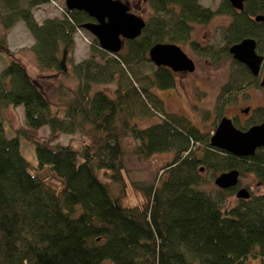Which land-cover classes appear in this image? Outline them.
<instances>
[{"label":"trees","instance_id":"obj_1","mask_svg":"<svg viewBox=\"0 0 264 264\" xmlns=\"http://www.w3.org/2000/svg\"><path fill=\"white\" fill-rule=\"evenodd\" d=\"M47 1L0 0V53H9L7 30L22 21L33 37L30 48L37 63L65 74L73 34L89 16L65 7L61 17L38 23L32 10ZM149 2L154 10L182 6V20H188L195 4ZM160 28L124 40L114 54L94 40L91 56L71 67L78 84L64 99L56 74L44 75V81H55L57 109L18 60L9 58L0 69V264H244L248 256L264 262V194L254 195L246 186L248 198L226 205L233 188L211 193L200 187L205 181L201 171L215 176L230 169L251 173L264 186V147L237 157L211 146L208 136L182 114L164 112L147 126L135 118L141 94L149 98L155 96L153 88L174 85L165 67L137 72L151 63L147 50L160 40ZM113 81L114 96L94 88ZM160 103L154 105L163 111ZM8 106L23 109V125L11 135L1 114ZM44 126L49 135L41 139L38 130ZM59 133H78L87 142L79 148L70 142L53 144ZM127 136L137 141L132 149L137 156L173 154L157 183L134 185L145 197L144 205L123 203L122 140ZM21 139L33 145L35 164L22 154ZM97 170L120 184L118 194Z\"/></svg>","mask_w":264,"mask_h":264},{"label":"rangeland","instance_id":"obj_2","mask_svg":"<svg viewBox=\"0 0 264 264\" xmlns=\"http://www.w3.org/2000/svg\"><path fill=\"white\" fill-rule=\"evenodd\" d=\"M204 4L216 5L219 0H202ZM131 6V10L140 16L151 15V4L141 3L138 0L128 1ZM148 8V9H147ZM33 15L38 23H41L46 18L61 17L65 12L64 0H48L46 3L40 4L34 7ZM150 17V16H149ZM1 30V27H0ZM7 43L9 47V53H0V69L5 65L7 59L13 58L18 60L25 68L26 72L34 79V81L41 87L46 96L50 99L52 107L54 109L59 108V94L55 88V81H44L42 77L44 75L56 74L64 87L65 93L71 94L70 90L77 87L78 80L72 75L71 67L80 61H83L91 56V49L93 42L96 38L86 29L82 27H76L73 34V46L71 50L66 52L63 67L67 73L57 72L52 69H46L41 67L31 51V45L33 44V37L28 32L22 21L16 22L10 29L7 30ZM97 41V40H96ZM98 44V43H97ZM123 47V44H122ZM122 47L120 50H122ZM98 62L99 58L95 57ZM101 62V61H100ZM199 63V62H198ZM207 65L204 62L198 64V69L201 70L200 74L208 73L211 75V80L217 81V86L207 87L206 92L191 88L189 84V78L180 76L177 77L176 88L169 90H159L153 88L151 91L155 94L149 95L148 98L145 94H141L138 104L135 109V118L140 126H147L156 122L165 113L171 112L182 114L187 116L193 124H196L201 131L209 132L214 123L219 118L218 113L229 114L233 107L237 104L234 100H229L234 106L225 107L220 109L222 101L225 100L226 94L220 92L219 87L224 82L227 72L229 70V62L219 61H207ZM155 67L154 64L148 63L144 68L138 70V74L149 73L151 69ZM143 83H148V79L145 78ZM117 81L110 82L108 84H98L94 88H100L106 90L111 96H114V90L116 88ZM185 85V86H184ZM203 88V87H202ZM186 94V95H185ZM254 95L257 99H262V91L256 90ZM160 101V107H163L162 111L156 104ZM1 114L4 117L5 125L7 127V135H11L14 128L23 125V109L21 106L11 107L8 106L1 110ZM221 115V114H220ZM48 128L46 126L38 130V136L43 139L48 137ZM209 137V136H208ZM52 143H67L70 142L76 147H81L87 142V139L81 134L74 133L72 135L59 133L53 139ZM137 143L132 137L127 136L122 140L124 146V181L126 183L125 195L123 197V203L125 205H144L145 197L141 191L137 190L135 186H144L151 183H157L162 171L167 168L173 154L171 151L155 152L149 156H137L132 152L133 146ZM20 149L24 157L32 164L36 163V157L34 153V147L31 143L24 140H20ZM202 170V169H201ZM204 175L205 181L200 185L204 190L215 193L218 187L214 184V176L210 171H201ZM99 178L107 183L113 194L119 193L120 184L109 180L103 174L102 170H97ZM238 185L240 187L248 186L251 193L254 195L264 194V186L257 179V177L251 173H244L239 176ZM235 192L226 195L224 203L230 205L236 201ZM244 264H264L260 257L248 256L244 260Z\"/></svg>","mask_w":264,"mask_h":264},{"label":"flooded vegetation","instance_id":"obj_3","mask_svg":"<svg viewBox=\"0 0 264 264\" xmlns=\"http://www.w3.org/2000/svg\"><path fill=\"white\" fill-rule=\"evenodd\" d=\"M121 1L129 6V11L135 13L128 3L131 0ZM138 1L150 3L149 0ZM260 1L261 5H248V2ZM194 2L195 4L191 7L192 14L188 20L181 19L179 11L183 9L182 6L174 4L166 5L160 10H154L149 4L153 11L150 17L135 13L144 22L140 34L150 33L154 26H162L157 31L160 40L152 45L156 43L174 44L186 54L193 64V69L190 71L173 70L168 66L159 65L168 69L174 77V85L171 88L159 90L167 91L176 88L178 80L176 78L180 76L189 78L191 88L206 92L207 87H216L218 84L217 81L211 80L210 74H200L198 64L202 61L204 65H207V61L229 62L227 76L219 87L220 92L227 95L220 109L230 107V104L234 106L231 100L237 104L229 114L218 113L219 118L212 125L210 133L203 132L196 124L194 125L202 136H212L220 119L227 117L236 129L244 132L264 121V9L262 8L264 0H243L240 8L233 6L230 0H219L216 5L204 4L202 0H194ZM91 20L93 19L89 17L87 21ZM244 40L251 41L253 52L259 58L256 73H253L248 65L237 60L230 52L233 45ZM150 47L147 50V56ZM154 66L157 65L154 64ZM256 90L262 91V99L255 97ZM239 187L237 184L233 188L234 192Z\"/></svg>","mask_w":264,"mask_h":264},{"label":"water","instance_id":"obj_4","mask_svg":"<svg viewBox=\"0 0 264 264\" xmlns=\"http://www.w3.org/2000/svg\"><path fill=\"white\" fill-rule=\"evenodd\" d=\"M243 0H230L240 8ZM69 10L85 12L93 20L82 23L97 40L98 46L109 52L120 51L123 41L140 35L143 19L129 11V6L121 0H64ZM233 56L248 65L253 73L259 67V58L253 52L250 40H244L230 48ZM148 57L155 65H164L173 70H192L193 64L186 54L171 43H156L148 51ZM209 144L237 157L253 155L256 149L264 147V121L246 131L236 129L229 118L222 117L215 133L209 136ZM240 172L237 169L222 171L214 176L213 182L220 189L235 188ZM246 187L235 190L236 198H248Z\"/></svg>","mask_w":264,"mask_h":264},{"label":"crops","instance_id":"obj_5","mask_svg":"<svg viewBox=\"0 0 264 264\" xmlns=\"http://www.w3.org/2000/svg\"><path fill=\"white\" fill-rule=\"evenodd\" d=\"M8 40V39H7Z\"/></svg>","mask_w":264,"mask_h":264}]
</instances>
